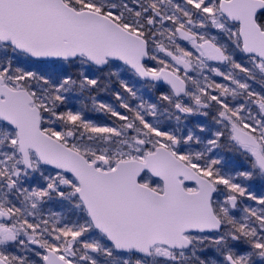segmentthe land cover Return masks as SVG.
<instances>
[{"label":"snow or ice","instance_id":"6c2138e0","mask_svg":"<svg viewBox=\"0 0 264 264\" xmlns=\"http://www.w3.org/2000/svg\"><path fill=\"white\" fill-rule=\"evenodd\" d=\"M0 264H264V0H0Z\"/></svg>","mask_w":264,"mask_h":264}]
</instances>
